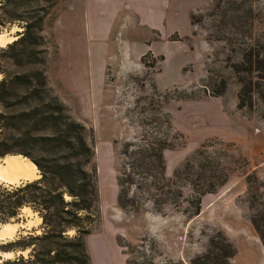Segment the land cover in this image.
Listing matches in <instances>:
<instances>
[{
  "label": "rangeland",
  "instance_id": "rangeland-1",
  "mask_svg": "<svg viewBox=\"0 0 264 264\" xmlns=\"http://www.w3.org/2000/svg\"><path fill=\"white\" fill-rule=\"evenodd\" d=\"M208 1L175 0L168 31H185L189 16L204 14L197 11ZM254 1L257 26L251 41L264 46V0ZM220 15L202 17L189 35L164 38L161 47L173 53L166 62L148 48L159 41L158 32L141 27L130 10L117 15L107 39L90 32L83 0L57 1L44 27L52 44L49 81L72 117L93 134L99 212L87 240L91 264H190L216 233L236 250L231 264H264V245L250 221L253 215L257 222L264 219V81L251 78L256 81L252 106L238 109L241 83L230 65L241 61V47L206 40L210 29L221 27ZM19 31L16 25L0 28L15 39ZM221 82L224 94L210 96L207 90ZM144 140L150 146L166 142L165 175L148 169L146 181L156 191L138 198L133 187L139 205L123 210L116 205V177L128 160L119 151L125 143L140 147ZM206 162L208 174L227 180L203 196L196 215L200 184L193 174ZM191 181L197 185L193 189ZM20 183L0 180L6 186ZM23 209L18 222H6L16 225L14 233L0 236V264L28 255L9 243L40 233L32 219L37 213Z\"/></svg>",
  "mask_w": 264,
  "mask_h": 264
},
{
  "label": "trees",
  "instance_id": "trees-1",
  "mask_svg": "<svg viewBox=\"0 0 264 264\" xmlns=\"http://www.w3.org/2000/svg\"><path fill=\"white\" fill-rule=\"evenodd\" d=\"M57 1L0 0V28L16 25L21 30L16 32L15 40L0 48V159L21 156L35 165L39 175L18 185L0 184V223L18 222L24 207L41 218L39 234L32 232L8 244L13 250H28L27 257L20 255L2 264H91L87 240L99 212L93 134L72 117L49 81L52 44L44 34V27ZM254 3V0H211L202 11H197L204 14L189 16L193 28L201 26L202 17L220 13L221 27L209 32L213 36L215 32L223 33L224 39L219 34L218 37L208 34L206 40H225L229 48L241 47V61L230 65L241 83L238 109L252 106L256 81L251 78L264 81V46L251 41L257 26ZM225 90L226 84L221 82L216 90L207 92L218 98ZM143 142L140 147L125 143L119 151L120 157L128 160L122 161L116 177V205L123 210L137 209L136 196L155 190L146 181L148 169L156 172L157 168L165 175L166 142L160 141L159 146ZM190 170V166L184 169L188 171L186 174ZM207 170L206 162L200 173L193 174V182L197 179L200 184L196 215L201 211L203 196L213 193L227 180V176L216 177ZM193 182H190L192 189L197 186ZM133 187L136 196L131 192ZM250 221L264 245V219L257 222L253 215ZM235 253L232 243L216 233L209 238L205 251L195 255L190 264H231Z\"/></svg>",
  "mask_w": 264,
  "mask_h": 264
},
{
  "label": "crops",
  "instance_id": "crops-1",
  "mask_svg": "<svg viewBox=\"0 0 264 264\" xmlns=\"http://www.w3.org/2000/svg\"><path fill=\"white\" fill-rule=\"evenodd\" d=\"M173 2L175 3V0L172 2L171 0H83V15L85 16V22L88 24L90 32L94 37L108 39L111 25L117 15L124 9L130 10L138 19V23L141 27L158 32L160 35L159 41L151 43L148 48H150V50L152 49L157 54L163 55L164 61L167 62L173 53H168L163 45L161 47V44H163L162 40L167 36L170 37L172 33L186 36L191 32L190 24L189 28L187 27L185 31L179 32L177 28H172V30L168 31L167 23L170 18L169 7L171 8L172 15L174 12ZM160 48L162 51H159ZM176 52L175 57L179 55V51ZM15 157L18 156H11L10 158ZM38 177V171L34 167L32 175H29L26 178L21 177L18 181L11 184L32 181ZM24 208H26L24 211H28L32 215L34 214L30 208ZM32 219L36 224H40L41 222L38 216H35Z\"/></svg>",
  "mask_w": 264,
  "mask_h": 264
},
{
  "label": "bare ground",
  "instance_id": "bare-ground-1",
  "mask_svg": "<svg viewBox=\"0 0 264 264\" xmlns=\"http://www.w3.org/2000/svg\"><path fill=\"white\" fill-rule=\"evenodd\" d=\"M7 35L8 34L6 33L0 32V45L2 47L5 44L15 39L12 36L10 37ZM10 157L11 156H6L3 159H1L3 163L0 164V180L13 183V182L18 181V179L21 177L26 178L27 176L33 174V169L35 165L32 162L28 161L27 159L21 156H18L15 158H10ZM15 228H16V225L14 226V224H11V223L3 224L0 236L1 235L10 236L11 234L14 233Z\"/></svg>",
  "mask_w": 264,
  "mask_h": 264
}]
</instances>
